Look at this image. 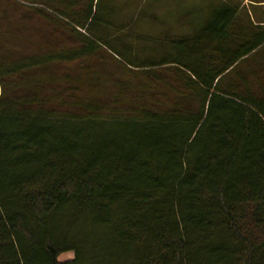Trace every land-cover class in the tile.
I'll list each match as a JSON object with an SVG mask.
<instances>
[{"label":"trees","instance_id":"obj_1","mask_svg":"<svg viewBox=\"0 0 264 264\" xmlns=\"http://www.w3.org/2000/svg\"><path fill=\"white\" fill-rule=\"evenodd\" d=\"M118 1L0 0V264H264V20L142 59Z\"/></svg>","mask_w":264,"mask_h":264},{"label":"rangeland","instance_id":"obj_2","mask_svg":"<svg viewBox=\"0 0 264 264\" xmlns=\"http://www.w3.org/2000/svg\"><path fill=\"white\" fill-rule=\"evenodd\" d=\"M218 1L220 0H120L117 2L119 12L116 22L124 27V32L120 33L123 37L120 43L133 45L135 55L142 59L158 53L160 55L167 37L185 34L196 25L203 24L211 13L208 6ZM125 21L127 22L121 25ZM115 43L119 45L118 42ZM100 55L99 67L101 65L108 76L115 75L117 68L109 54L103 52ZM73 258L74 253H65L59 257V261L65 262Z\"/></svg>","mask_w":264,"mask_h":264},{"label":"crops","instance_id":"obj_3","mask_svg":"<svg viewBox=\"0 0 264 264\" xmlns=\"http://www.w3.org/2000/svg\"><path fill=\"white\" fill-rule=\"evenodd\" d=\"M227 5L237 9L236 19L238 21H251L255 22V18L264 20V0H220L211 3L208 10H213L214 7ZM211 14V13H210ZM206 21V19H205Z\"/></svg>","mask_w":264,"mask_h":264}]
</instances>
